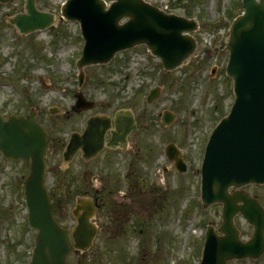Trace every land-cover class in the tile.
<instances>
[{
    "label": "rangeland",
    "instance_id": "obj_1",
    "mask_svg": "<svg viewBox=\"0 0 264 264\" xmlns=\"http://www.w3.org/2000/svg\"><path fill=\"white\" fill-rule=\"evenodd\" d=\"M64 1L37 0V6L60 15ZM148 1L168 11L184 15L191 12L190 17L200 22V27L193 33L197 40L200 43L212 40L222 46L229 36L231 21L243 10L241 0ZM24 2L11 0L6 4L0 3V105L8 114L20 109L29 111L31 106L38 105L37 101L41 102L43 119L49 125L53 139L48 153L47 182L53 191L66 194L60 221L67 224L73 221L70 210L74 206V194L87 179L79 175L83 168L78 167L83 165L80 160L75 161V157L70 162L64 161L59 148L62 140H67L72 126L80 125L84 117L99 111L111 114L119 106L129 104L138 117H142L140 124L147 128L140 130L135 137H142L144 145L142 157L133 164L143 182L128 185L125 179L120 178L121 181L118 179L119 182L114 180L112 183L109 189L115 190L111 195L118 197L120 202L117 200V203L120 204L113 206L116 213H107L105 209L100 218H94L98 233L87 251L89 264H199L207 225L214 222L217 226L222 218L221 204L209 207L202 204L200 166L213 127L229 111L234 100L233 81L225 72L228 52L221 50L209 58L199 52L189 63L165 72L159 58L152 55L145 45H139L117 53L106 64L86 67L84 82L79 85L76 60L83 46L79 23L64 19L44 30L21 34L7 16L22 11ZM155 85H161L162 92L148 103L146 96ZM77 91L94 100V107L67 120H60L63 116L56 118L45 113L46 107L52 104L70 109ZM165 109L176 113V119L169 126L162 123ZM169 138L182 143L187 171L181 173L167 169L162 174L165 159L160 152L153 154L147 148L151 144H160L162 148ZM101 157L102 154L86 165L97 168L98 172L114 173L116 170L118 173L123 169V161L131 155L120 154L115 163L113 159L108 163L101 161ZM143 158L149 161L146 163ZM68 163L74 171L65 168ZM158 165L161 171L156 173ZM26 171L22 161L0 163V198L6 200L9 196L10 200L17 199L19 211L24 199L20 191L11 187L10 180ZM91 173H96H89L92 183H100L93 179ZM245 189L258 196L264 204V184H250ZM236 222L243 237L249 238L253 225L241 215L236 217ZM25 228L23 221L20 224L16 221L5 243H0V264L7 261V264H28L30 257L26 255L25 248L29 244L26 246L28 236ZM15 256L19 257L17 261ZM77 259L76 253L70 254L69 260L73 264H77ZM230 264H264V254L257 259L232 260Z\"/></svg>",
    "mask_w": 264,
    "mask_h": 264
},
{
    "label": "water",
    "instance_id": "obj_2",
    "mask_svg": "<svg viewBox=\"0 0 264 264\" xmlns=\"http://www.w3.org/2000/svg\"><path fill=\"white\" fill-rule=\"evenodd\" d=\"M35 1L27 0L28 13L9 18L23 33L45 28L57 20L54 13L38 10ZM243 6L246 11L233 21L227 45L230 51L227 71L235 81L236 99L231 112L222 118L210 136L201 171L203 203L209 206L213 202H223V221L219 232L213 225L208 227L200 264H229L234 258H257L264 253V207L256 197L239 189L250 182L264 183V0H243ZM62 14L81 24L85 39L78 61L81 81L85 65L107 62L117 51L138 43H146L152 53L159 55L166 69L185 62L195 46L194 38L183 34L184 30L196 28L195 19L167 13L145 0H115L109 8L105 0H67ZM124 17L129 19L121 23ZM158 94V88L152 89L148 100ZM84 103L86 100L79 95L78 106ZM164 116L166 123L173 119L169 112ZM129 118L123 111L117 112L115 123L124 130L119 135L114 133V141L115 137L123 139L133 127ZM108 123L109 120L99 116L92 118L84 139L99 137L100 141L103 134L96 132L94 125ZM47 135L33 113L27 116L12 114L5 119L0 112V157L1 153L6 157H22L31 164V173L24 185L30 221L39 229L31 264H70L67 262L72 250L69 231L54 218L53 212L60 209L59 203L50 201L43 186L50 141ZM78 140V136L73 137L67 155L76 149ZM100 145L87 150V154ZM168 152L179 165L182 164L179 169L186 170L173 144L169 145ZM231 187L235 189L230 192ZM80 203L72 237L74 246L82 252L78 264H88L83 250L92 244L97 228L90 222L94 209L85 199ZM239 212L255 227L252 238L247 241L241 238L235 223Z\"/></svg>",
    "mask_w": 264,
    "mask_h": 264
},
{
    "label": "flooded vegetation",
    "instance_id": "obj_3",
    "mask_svg": "<svg viewBox=\"0 0 264 264\" xmlns=\"http://www.w3.org/2000/svg\"><path fill=\"white\" fill-rule=\"evenodd\" d=\"M124 108H131V107L124 106ZM85 111H86L85 109H82V110H79L78 113H79V115H82L83 112H85ZM61 114H64V116L70 118L71 115L74 114V113H68V111H66V112L61 113ZM97 114H106V111L96 112V113H93V114L88 115L87 117H84L82 119V123L80 125H75L74 124L72 126V132L73 131L74 132L77 131L78 133H82L84 131V129L86 128L87 121H88V117H90L92 115H97ZM37 117L38 118H41V119H43V117H44V113H43V111L40 108H38V110H37ZM141 119H142V117H140L139 119L136 118L137 125H140L141 126V124H140ZM96 128L103 130L102 129V126H99V127H96ZM117 130L118 129L116 128V125L114 124V122H112L111 127H107L106 128V131H105V139H104L106 143L110 141V139L112 137V131H117ZM142 141H144V139H139L138 141L134 140V137H133V135L131 133V134L128 135V137L126 138V140L123 141L122 143H120V145L117 146L116 148H111V147L105 145L104 148L100 151V153L98 155H96L95 157H98L100 154H102L101 161H105V162H106V160L111 161L113 158H115L116 153H119L118 152V149L119 148H121L122 150L127 149V151L128 150H131L129 152H133V149L134 148H137V150L142 148V145H144V143H142ZM67 142H68V138H67L66 141L65 140H62V145L60 147H62L64 149V147L67 144ZM74 156L76 158L79 157V156H84V151L82 149H79L78 152H76L74 154ZM91 159H93V158H91ZM82 166H84V165L81 164L78 167H82ZM68 167L70 169H72L71 168V163H68L67 166H65V168H68ZM164 169L166 170V169H168V167L165 165L164 166ZM72 170H70V171H72ZM84 171L86 173L89 172L88 169H86ZM105 173L96 172V174L94 175L96 180H99L101 184L104 183L103 185H101L99 187L95 186L94 189H91L89 187V185H88V182H84L85 184L82 187H80V189L78 190V192H76L74 194V196H75V202L74 203L77 202L79 196H88V197H91L93 199L94 204L97 206V212H96V214L98 215V217H100L101 214L103 213V211L105 209H107L106 208V202L107 201H109L111 198H112V200H117V198H118V197L117 198L116 197H113L111 195V192L114 191L115 189H108L107 186H105L106 180L105 181H102L103 180V176H104ZM107 173L109 174L110 172L108 171ZM79 175H84L83 169L80 171V174ZM109 175H111V173ZM125 175L126 176L129 175L128 169H126ZM139 178H141V177H139ZM112 181H113V176H110L108 178V183L110 184V183H112ZM100 183H98V185H100ZM92 186H94V184H92ZM50 195H51V197L53 199H61L63 203L66 202V200H65L66 194L61 195L60 193H57L55 191L50 190ZM7 200H10V199L7 198ZM0 204H1V202H0ZM7 204H8L9 207H7L6 211H2V209L0 208V216H1L0 219L2 220V218H4V217H10V216L16 215V220H17L18 217H19V215H21V213L19 212V210H17V207L18 206L15 204L16 205V209H15L16 211L14 213H12L11 212L12 211V208L10 206L12 204H14V202L10 200V202H8ZM15 224H16V221L15 222H12V224H11V229L12 230H13V227H14Z\"/></svg>",
    "mask_w": 264,
    "mask_h": 264
}]
</instances>
